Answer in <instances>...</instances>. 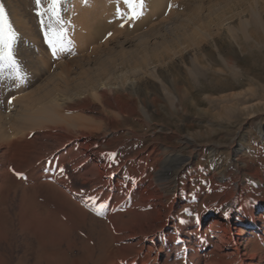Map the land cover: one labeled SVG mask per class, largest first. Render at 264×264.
I'll return each instance as SVG.
<instances>
[{"label": "bare ground", "instance_id": "1", "mask_svg": "<svg viewBox=\"0 0 264 264\" xmlns=\"http://www.w3.org/2000/svg\"><path fill=\"white\" fill-rule=\"evenodd\" d=\"M222 27L226 55L264 43L260 11ZM40 48L15 39V65L0 61V164L16 170L18 230L30 232L36 264H66L68 255L73 264H264V171L243 167L245 145L220 162L217 148L205 151L194 137L177 145L174 130L148 134L159 105L170 114L185 105L174 80L152 72L159 85L149 98L144 86L121 81L112 58L75 59L73 70ZM222 64L219 72L238 71ZM241 110L257 117L252 106L219 113L231 121ZM205 152L209 163L197 167Z\"/></svg>", "mask_w": 264, "mask_h": 264}, {"label": "rangeland", "instance_id": "2", "mask_svg": "<svg viewBox=\"0 0 264 264\" xmlns=\"http://www.w3.org/2000/svg\"><path fill=\"white\" fill-rule=\"evenodd\" d=\"M0 3L12 26V41H32L36 48L41 47L37 53L45 52L51 60L64 58L68 67L75 59L112 58L115 62L110 66L121 75V81L129 79L144 86L149 98H153L154 86L159 85L149 77L152 72L174 80L187 94L185 105L172 114L165 103L159 105L160 113L153 112L148 134L159 132L163 137V133L174 130L177 145L181 137H194L205 151L217 148L220 162L230 156L231 147L243 144L247 147L243 167L257 166L264 171V135L257 134L264 122V89L257 88L261 82L264 87V43L251 41L241 50L236 48L237 57L226 55L228 42L222 27L248 21L251 9L260 11L264 22V0H60L58 15L51 10L52 0H41L39 5L36 0ZM90 10V20L82 21ZM222 58L238 71L219 72L224 68ZM196 66L198 77L192 71ZM190 104L191 109L185 112ZM222 106H252L257 117L249 119L248 113L241 110L228 121L229 117L219 113ZM210 122L211 130L207 128ZM127 124L122 122L119 129L127 128ZM138 128L140 132L147 130V126ZM129 136L125 134V138ZM209 161L205 152L204 161L197 167L206 168ZM10 165L6 159L0 164V264H36L30 232L18 230L16 170ZM68 257L66 264H73L76 256Z\"/></svg>", "mask_w": 264, "mask_h": 264}, {"label": "snow or ice", "instance_id": "3", "mask_svg": "<svg viewBox=\"0 0 264 264\" xmlns=\"http://www.w3.org/2000/svg\"><path fill=\"white\" fill-rule=\"evenodd\" d=\"M126 2H130V0H126ZM36 3L39 5L41 3V0H36ZM59 5H60V0H52L51 10L53 11L54 15L59 14L57 11V9L59 8ZM56 35L57 37L60 36L59 33H57ZM13 38H14V33L12 30V26L8 20V15L6 13L4 5L0 3V61L6 60L11 65H15V60L11 55V41ZM49 43H50V46L53 47V55H55L56 48H55L54 42L50 40ZM61 171L63 170L61 169ZM104 207H106V205H101V208H104ZM187 211L188 209H185V212Z\"/></svg>", "mask_w": 264, "mask_h": 264}]
</instances>
